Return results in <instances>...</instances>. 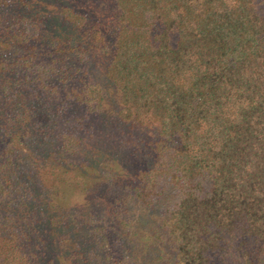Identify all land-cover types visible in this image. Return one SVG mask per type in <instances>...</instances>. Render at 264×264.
I'll list each match as a JSON object with an SVG mask.
<instances>
[{
	"label": "trees",
	"instance_id": "16d2710c",
	"mask_svg": "<svg viewBox=\"0 0 264 264\" xmlns=\"http://www.w3.org/2000/svg\"><path fill=\"white\" fill-rule=\"evenodd\" d=\"M229 252L264 253V0H0V264Z\"/></svg>",
	"mask_w": 264,
	"mask_h": 264
},
{
	"label": "rangeland",
	"instance_id": "374dc122",
	"mask_svg": "<svg viewBox=\"0 0 264 264\" xmlns=\"http://www.w3.org/2000/svg\"><path fill=\"white\" fill-rule=\"evenodd\" d=\"M114 166V171L115 173L113 174L115 179H116V182H115V185L112 183V184H108V189L109 191H111V189H114L115 191H117V187L118 185H120V180H123L124 177H122V170L120 169V167H118V164H113ZM103 194V192L101 193ZM88 199H86L87 201ZM92 202V201H91ZM142 221H143V224H137V237H138V234H142L144 229L146 228V222L144 221V218H142ZM136 237V239H137ZM122 238V236H121ZM234 252H229L226 257H225V260L224 261H221L222 264H240V262L238 260L235 259V255H233ZM252 255L253 257L255 256V253L252 252ZM251 255V256H252ZM258 264H264V253L262 252L260 254V261L258 262Z\"/></svg>",
	"mask_w": 264,
	"mask_h": 264
}]
</instances>
